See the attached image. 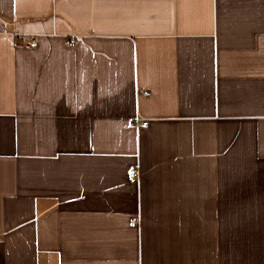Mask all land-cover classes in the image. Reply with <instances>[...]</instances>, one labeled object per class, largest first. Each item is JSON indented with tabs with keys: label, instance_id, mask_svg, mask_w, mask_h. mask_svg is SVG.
<instances>
[{
	"label": "crops",
	"instance_id": "crops-1",
	"mask_svg": "<svg viewBox=\"0 0 264 264\" xmlns=\"http://www.w3.org/2000/svg\"><path fill=\"white\" fill-rule=\"evenodd\" d=\"M0 264H264V0H0Z\"/></svg>",
	"mask_w": 264,
	"mask_h": 264
},
{
	"label": "built area",
	"instance_id": "built-area-1",
	"mask_svg": "<svg viewBox=\"0 0 264 264\" xmlns=\"http://www.w3.org/2000/svg\"><path fill=\"white\" fill-rule=\"evenodd\" d=\"M70 43L71 44L74 43V39L73 38L70 39ZM133 124L136 127H138V128H145L148 125V120L145 119V118H141V117L136 116L134 118V120H133ZM138 173H139L138 168L137 167H133V168L128 170V177L131 178V179L137 178ZM137 223H138V221L134 219V220L131 221V226H135V224H137Z\"/></svg>",
	"mask_w": 264,
	"mask_h": 264
}]
</instances>
